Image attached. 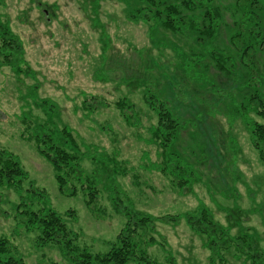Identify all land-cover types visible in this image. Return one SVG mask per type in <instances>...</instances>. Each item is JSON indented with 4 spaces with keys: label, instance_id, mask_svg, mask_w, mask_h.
Wrapping results in <instances>:
<instances>
[{
    "label": "rangeland",
    "instance_id": "rangeland-1",
    "mask_svg": "<svg viewBox=\"0 0 264 264\" xmlns=\"http://www.w3.org/2000/svg\"><path fill=\"white\" fill-rule=\"evenodd\" d=\"M37 2L46 5L38 7ZM82 2L0 3V13L21 38L24 58L35 72L34 77L16 76L0 66V145L15 154L26 172L19 188L0 185V237L9 240L24 264H73L60 244L36 245L31 213L52 208L60 214L76 233L72 254L80 256L85 249L109 250L127 220L118 209L128 206L161 217L153 220V230L146 229L145 236L153 235L155 242H140L153 260L163 262L170 255L179 264H252L251 253L240 242L238 248L231 241L227 249L218 245L211 250L205 246L206 234L188 227L187 215L203 206L227 237L247 235L264 263V143L249 128L251 119L264 124L249 101L253 83H259L264 101V54L254 49L244 54L246 42L232 43L231 35L240 31L236 0H212L224 8L216 34L204 41L220 58L229 59L228 72L190 32L181 35L152 22H130L120 0L102 2L98 18L103 25L97 27ZM31 85L36 99L57 103L52 120L60 127L69 125L81 147L96 145L126 172L114 176L111 166L100 168L98 185L90 183L86 190L94 164L85 158L86 182L70 175L76 195L60 194L52 166L29 137L35 123L47 122L32 104ZM147 94L160 97L181 120L167 150L148 130L157 124V115L144 102ZM93 190L96 196L88 204ZM116 192L123 200L118 209L110 199Z\"/></svg>",
    "mask_w": 264,
    "mask_h": 264
},
{
    "label": "trees",
    "instance_id": "trees-1",
    "mask_svg": "<svg viewBox=\"0 0 264 264\" xmlns=\"http://www.w3.org/2000/svg\"><path fill=\"white\" fill-rule=\"evenodd\" d=\"M104 1L106 0H83L82 2L83 9L89 12L92 19L94 18L97 21L93 24L97 25V27L103 25L98 15L101 4ZM120 1L125 4L124 11L127 20L130 22H152L155 27L166 28L172 33L181 35H187L190 32V35L200 43L201 48H206L212 58L215 57L217 59L219 67L222 70L229 71V59L220 58L214 52L215 50H212L213 47H211L210 43L208 45L204 43L206 38H211L216 34V27L224 6L215 5L212 0ZM1 2L2 0H0ZM42 5L46 4L37 2L38 7ZM235 6V11L240 14L237 23L240 31L235 35H231L232 43L236 46L238 43L246 42L244 54L251 53V49L264 54V0H236ZM49 7L52 8L51 6ZM191 14L192 16H190ZM259 17L262 21L259 20ZM247 40L252 42L248 43ZM176 50L180 54V49L176 48ZM245 50L249 51L245 53ZM190 60H194V58L191 57ZM0 66H8L16 76L34 77L35 75V72L30 69L24 58V46L21 38L12 30L10 21L5 19L1 13ZM258 85L259 83L252 84L253 93L250 95L249 101L254 104L255 109H253L256 115L264 120L263 93ZM35 87L34 85L28 87V89L32 90L30 94L32 104L41 110L47 122L35 123L31 128L29 137L36 140L38 153L52 166L55 172V183L60 194L69 197L76 195L77 187L75 183L69 182L68 176L70 175H73V179L79 183L83 184L86 182L85 168H83V160L85 158L94 164V169L91 173V175L93 174V180L90 182L91 177L88 179L89 183L84 186L86 190L90 188V183H92L93 188L98 185V171H101V169L107 171V168L111 166L113 172L111 174L114 176L126 172L125 169H121L117 164H113L112 159L108 158L105 151H100L96 145L93 147L89 145L85 147L83 145L81 147L69 125L63 124L60 127L54 122L52 119L58 114L57 103L49 98L36 99L33 96ZM150 87L148 86L146 89L148 94L152 90ZM148 94L145 96L144 102L157 115V124L150 125L148 130L152 137L159 139V144L167 150L173 143L176 135L175 130L180 126L181 120L169 112L165 102L160 97ZM122 103L123 101H118L117 105L122 108ZM130 106L132 107V104ZM85 108L90 109L91 107L85 105ZM249 121V128L253 137L258 142L264 143V124L253 119ZM255 144L259 148L258 143L256 142ZM260 151L262 152L261 148ZM170 153L169 151L166 154L168 172H170L171 168L170 162L173 160ZM25 177L26 172L17 158H15V154L0 145V185L19 188ZM85 194L88 196L87 192ZM95 196L96 190H93L87 203L92 202ZM110 199L115 209H118L123 201L117 192L116 194L110 193ZM118 211H124L127 220L109 250L104 253H91L85 249L79 253L80 256L72 254V251L75 250L72 240L75 239L76 233L68 228L63 217L55 210L48 208L46 210L33 211L28 220L30 225L33 224L32 229L37 231V246L50 242L60 244L66 251L65 255L67 253L72 255L73 264H127L128 261H134L137 264H179L170 255L163 262L153 260L140 247L141 241L145 243L155 242L153 235L145 236L147 234L146 229L153 230L155 227L153 220H160L161 217H152L140 211L133 212L128 206L126 208L122 207ZM167 219L170 220V218ZM186 221L188 227L193 228L195 233L206 234L207 241L205 246L209 249H216L218 245L220 249H227L232 243L231 241L238 248L240 246L238 242H240L241 246H245L247 252L251 253L252 264H264L262 257L257 251V245L253 246L247 235L240 234L239 237H234L235 240L232 237H227L228 234L225 232L224 227L216 223L211 213L203 206H200L195 214L187 215ZM13 248L7 238L0 237V264H24L23 259L13 252ZM252 249L255 250L254 253H252ZM209 263L213 264V261Z\"/></svg>",
    "mask_w": 264,
    "mask_h": 264
}]
</instances>
